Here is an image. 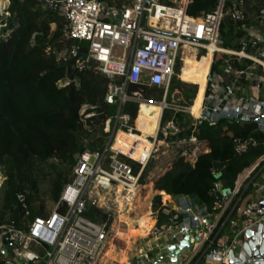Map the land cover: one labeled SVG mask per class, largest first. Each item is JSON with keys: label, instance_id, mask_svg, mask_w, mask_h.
Returning a JSON list of instances; mask_svg holds the SVG:
<instances>
[{"label": "built area", "instance_id": "built-area-1", "mask_svg": "<svg viewBox=\"0 0 264 264\" xmlns=\"http://www.w3.org/2000/svg\"><path fill=\"white\" fill-rule=\"evenodd\" d=\"M36 1L43 11L54 12L64 20L65 39L89 42L86 62L95 61V70L109 80L105 100L118 105L113 128L111 119L106 121L104 127V131L110 133L109 139L112 137L108 149L113 156L108 161V149L105 148L104 152L94 151L90 148L91 139L84 137V150L77 154L72 179L63 186L58 201L47 214H33L25 203V194L18 192L22 214L19 218L6 214L0 224V255L4 258V264H104L102 259L109 239L108 223L89 219L85 215L86 208L89 204L106 208L102 191H108L111 195L109 200H115L120 189L130 194L133 187L139 188L141 176L156 148L163 111L173 107L161 101L164 106L156 132L147 136L153 142L152 151L142 160L131 157L114 147L118 136L121 131L132 135H141L143 131L129 124L128 116L121 114V107L126 101L136 100L140 106L143 102L157 101H147L138 92L129 94L128 84L164 87L167 95L178 62L184 61L188 53L201 54L202 57L210 52L213 57L206 76L207 83L210 80L209 89L207 95L204 93L202 113L195 116L196 123L207 121L213 125L220 119L255 121L258 130L264 134V21L261 27L249 31L248 38L241 40L240 49H228L221 45L219 37L227 0H219L214 12L204 13L199 18L187 17L190 0H169L168 3L165 2L167 0ZM230 1L232 6L227 14L236 21L243 20L246 0ZM14 2L0 0V36L9 19H16L12 10ZM55 27L54 24L52 30ZM202 50L205 53H201ZM55 52L57 60L62 62L70 55H76L77 49ZM218 53L227 55L221 65L223 72H211ZM245 59L251 63L236 68L235 60L241 63ZM84 64L82 61L81 66ZM68 83L69 79L60 81L61 86ZM95 107L83 104L80 115L85 118L92 116L89 110ZM181 109L190 111V107ZM115 126L116 131L112 134ZM168 128H175L174 123L169 122ZM205 144L206 148L201 153L210 151L208 143ZM251 145H257L252 137L234 139L237 153L246 152ZM123 156L138 162V173L134 172V167L121 161L120 157ZM198 156L195 155L192 163ZM263 160L264 156L245 171L251 175ZM258 174L259 180L252 178L254 190L243 206L239 205V201H234L243 187L239 180L235 189L228 194L224 191L225 181L215 185L217 202L213 208L189 195H169L166 199L162 194V206L157 211L156 224L151 231L166 237L172 245H178L189 234L194 247L183 253L182 258L187 263L196 259L195 264H198L200 244V248L205 247L203 257L210 264H231L230 252L239 254L247 239L245 231L264 217V210L260 208V202L264 199V166ZM114 193L115 198L112 197ZM230 208L220 226L221 219ZM233 212L235 217L232 216ZM160 215L163 217L161 222ZM4 239L9 242V248L5 247Z\"/></svg>", "mask_w": 264, "mask_h": 264}, {"label": "trees", "instance_id": "trees-1", "mask_svg": "<svg viewBox=\"0 0 264 264\" xmlns=\"http://www.w3.org/2000/svg\"><path fill=\"white\" fill-rule=\"evenodd\" d=\"M246 0L243 8V20H234L227 11L231 8L230 0L224 6L226 12L220 24L219 37L221 45L228 49H240L241 40L248 38L249 29L258 27L263 21L261 12L264 10V0ZM219 0H190L187 14L199 18L202 14L214 12ZM16 19H9L8 25L2 29L0 36V166L6 174L4 189V210L10 209L12 203L17 207L12 217H21V206L16 204L17 192L31 191L32 199H36L40 189V179L44 176L38 170L37 164L51 158L60 157L66 161L81 151L83 138L91 139L90 148L104 152L109 141L110 133L104 131L106 121L115 122L118 105L109 104L105 97L108 93L109 80L101 72L96 71L95 61L86 62L89 42L63 37L64 20L50 11H43L36 0H15L12 6ZM256 12L258 21L251 14ZM56 25L52 30V26ZM260 27V26H259ZM37 33V34H36ZM36 37L33 40V36ZM77 49L76 55H70L66 61L59 62L55 51ZM225 54H216L212 71L221 70ZM85 62L81 66V62ZM251 61L245 59L235 66L243 67ZM182 64L178 62L176 75L172 78L166 101L171 100L174 91L180 90L188 101L185 106H192L193 99L197 100L199 90L197 84L182 81L179 78ZM69 79V83L61 86L60 81ZM245 84H248L244 81ZM250 85V84H249ZM192 86V91L185 87ZM141 91L146 99L162 101L165 95L164 87L128 84L127 92ZM96 106L90 109L92 116L85 118L80 115L83 104ZM135 101H126L121 107V114L129 115V124H141V128L155 123L152 119L142 124L140 120L147 119L146 106ZM158 108L152 109L153 111ZM153 116V115H152ZM173 122L175 128H168L167 140H189L197 138L206 141L209 152H203L195 163L184 160L179 155L172 168L154 182V189L162 191L166 199L169 195L177 197L189 195L210 208L217 202L215 185L225 181L224 191L234 190L239 175L251 168L264 156V134L258 130V124L252 122L231 121L220 119L216 124L207 121L196 123L186 111L166 108L163 111L161 124ZM163 137V133H160ZM252 137L256 146H250L246 152L235 151L234 139ZM161 140V139H160ZM130 155V154H129ZM107 160L112 159L113 153L106 151ZM127 162L133 165L138 173L140 165L131 159ZM264 166V160L256 167L250 178L259 180V171ZM37 167V168H36ZM147 169L141 176L145 183ZM248 182V181H247ZM246 185V184H245ZM254 190L253 183L241 187L234 201L243 205ZM223 196V194L221 195ZM153 209H161L162 196L157 195L152 200ZM32 209H34L32 207ZM43 212V206L39 208ZM223 216L220 226L225 221ZM33 214H37L32 210ZM5 211L0 214V224L5 219ZM85 215L98 223L111 225L112 218L105 209L89 204ZM235 217V213H232ZM163 219L160 215L159 222ZM148 234V233H147ZM5 247L10 246L4 239ZM198 264L204 262L198 254ZM196 259L191 262L195 264ZM0 264L4 258L0 255Z\"/></svg>", "mask_w": 264, "mask_h": 264}, {"label": "rangeland", "instance_id": "rangeland-1", "mask_svg": "<svg viewBox=\"0 0 264 264\" xmlns=\"http://www.w3.org/2000/svg\"><path fill=\"white\" fill-rule=\"evenodd\" d=\"M168 1L169 0L165 2L168 3ZM255 2H257V0L252 1L253 4H255ZM261 13L263 15V21H264V10ZM251 16L253 20L258 21L257 18L259 17V15L255 11L252 12ZM263 21L261 22V24L259 23L260 27L262 26ZM259 26L251 27L249 31L255 28H259ZM201 53H205V51L202 50ZM182 54L184 55L185 53ZM190 54L191 53H188L189 56L185 57V63L180 61V63L183 66L182 68L183 71L180 74V77L183 79V81L197 84V91L199 90L200 92L202 89L201 86L203 85V78H201L197 72L198 64L195 61V57L190 56ZM219 71L223 72L222 68ZM185 88L189 89L190 91L194 89L192 88V86H187ZM195 98L193 99V104L196 103ZM187 102L188 101L184 98V95L183 93L180 92V90L174 91L171 95V100L167 101V103L171 105L173 104L187 105L188 104ZM149 105L159 109L157 104H149ZM185 107H190V106H185ZM186 112H188L195 119V115H193V113H191L188 110ZM140 122L142 124H145L143 119ZM168 125L169 122H166L164 125L160 124L158 138H161L160 133H163L164 140L159 139L157 141L153 156L151 157V160L149 161L148 166L146 167L148 172L145 183L142 182L141 185L139 186L140 188L139 192L136 194L135 198H133L132 204L130 205V199H129V204L123 207L121 196L122 194H124V196L127 198L129 195L125 191H123L121 195L118 194L117 198H115L116 195L114 193L112 197H114L115 200H109L111 197L110 193H108V191H104V192L102 191V197L105 198L104 203L107 205L105 209L106 211H108V213H110V216L112 218V223L108 227L109 239L106 245V250L104 252V255L109 257V261L107 264H123L124 261L127 259L129 260V262H132L135 259L138 250L144 247L148 243V241H150V237L147 239H143L145 236L142 233H137L138 229L139 230L141 229V232L148 229V228H142L141 218L144 217L143 215H150L149 217L152 220H154V225H155L158 216L157 211L153 209L152 199H154V197L157 195H162V193L161 191L154 189V182L160 176L164 175L168 170L172 168L173 161L179 155L184 157L185 161L192 163V160L193 158H195V155L198 156L199 153H201V151H204L206 148L205 147L206 142L201 143L204 141L198 142V139H194V138L189 140L166 141V137L168 135L167 132ZM144 130L145 133L141 135L139 134L132 135L125 132L127 135L126 136L119 135L116 142L123 144L127 149H122V150L125 151V153H127L128 155L130 154V156L135 159L138 158L135 156V154L131 153L128 150V148H138L139 150L144 152L146 156H148L152 151L154 145L153 142H151L147 138V136L154 132L155 127L153 124H151L146 126ZM137 138H139V140ZM135 141L137 142L135 143ZM120 158L121 161L133 167L132 164H130L125 160L126 159L125 156ZM76 163H77V155L66 161L61 160L60 157H55L45 162L38 163L37 164L38 168L37 167L36 168L38 170H41V173L44 176L40 179L41 181L40 189L38 193L35 194L37 195L36 199L35 198L32 199L31 191L28 190L22 191L25 194L26 197L25 203L29 207V209L33 210L37 214H47L51 212L56 202L59 199L60 192L63 186L72 179L73 169ZM0 175H1L0 214L3 211H5V213L10 215L15 214L16 212L14 211V209H16L17 206L14 203H12V207L10 209L4 210V196H5L4 187L7 177L3 167L1 166H0ZM126 198L123 199V201H125ZM164 198H166L165 195ZM16 204H18L19 207L22 206L21 205L22 203L18 199H16ZM41 206H43V212L39 211V208ZM32 207L34 209H32ZM151 229L147 233H149ZM107 251H109L108 252L109 254L107 253Z\"/></svg>", "mask_w": 264, "mask_h": 264}, {"label": "crops", "instance_id": "crops-1", "mask_svg": "<svg viewBox=\"0 0 264 264\" xmlns=\"http://www.w3.org/2000/svg\"><path fill=\"white\" fill-rule=\"evenodd\" d=\"M200 55L195 54V53L190 54V56H194L197 59L200 58ZM187 56H189V55H187ZM182 62L185 63V60L182 61ZM182 68H183V66H182ZM182 71H183V69H181V73H182ZM179 78L183 81V79L180 77V75H179ZM67 80L68 79H64V82H66ZM188 83H190V82H188ZM134 92H138L139 95H141L144 99H146L143 96L141 91H134ZM146 100L150 101L149 99H146ZM133 101L138 102L136 100H133ZM162 101H165L167 103L166 95H164V99ZM138 103L140 104V102H138ZM147 103L148 102H145V103L143 102L142 103V105L146 106V110H145L146 111V115L147 114L152 115L154 112L158 111L159 109L153 111L152 109H154V107H152L149 104H159V103H161V101H157L155 103H153V102L152 103H148V104ZM172 106H173L172 109L179 110L176 107H180V109H181V105L173 104ZM140 108H141V106H140ZM140 108H139V112H140ZM123 115L128 116L127 120L129 121V118H130L129 115L128 114H123ZM137 119H136V122H135V124L133 126L136 127L137 129L141 130V128L139 127L140 123H139V125L137 124ZM149 135H151V134H149ZM159 139L164 140L163 137H161V138L157 137V141ZM249 173H250L249 171H244L242 173V175L241 174L239 175V179L238 180H239L240 185L247 187L251 183L252 178H250L251 175ZM167 195L169 196V194H167ZM243 205H244V203H243ZM143 216L144 217H149L150 215L149 216L148 215H143ZM153 225H154V221H153L152 226ZM152 226H151V228H152ZM149 237H150V241H148V243L144 246L145 248L142 247L141 249L138 250V253H137L135 259L132 262H129V260L127 259V260L124 261L123 264H136L138 261H140V264H191V262L187 263V261H185L182 257H180L178 261L174 260L175 258L172 255V251L170 250V247L172 246V244L169 243V241H168V239L166 237L161 236V235H155L152 231H150L147 235H145V237L143 239H147ZM204 248L205 247L200 248V244H198V254L200 253L201 258L204 255L203 254L204 253L203 252ZM108 252L109 251H107V253ZM102 260H103L104 264H107L108 261H109V257L103 255V259ZM198 261H199V259H198ZM201 264H210V263L208 261L204 260V262L201 263Z\"/></svg>", "mask_w": 264, "mask_h": 264}, {"label": "water", "instance_id": "water-1", "mask_svg": "<svg viewBox=\"0 0 264 264\" xmlns=\"http://www.w3.org/2000/svg\"><path fill=\"white\" fill-rule=\"evenodd\" d=\"M209 82L210 80H208L205 95H207L209 89ZM115 131L116 126L114 127L112 134H114ZM111 142L112 137L109 139L106 145V150L110 147ZM229 192V189L225 190V194H228ZM260 208L264 210V199L260 202ZM245 236L247 239L244 241L243 247L241 248L239 254L236 255L234 251L230 252L231 264H264V217L258 223L250 226L245 231ZM190 240V235L186 234L184 239L180 241L178 245H172L170 247L172 255L175 258L174 260L178 261L179 258L183 256L184 251L194 247ZM3 252L5 253L6 250L4 249ZM136 264H140V261H138Z\"/></svg>", "mask_w": 264, "mask_h": 264}, {"label": "bare ground", "instance_id": "bare-ground-1", "mask_svg": "<svg viewBox=\"0 0 264 264\" xmlns=\"http://www.w3.org/2000/svg\"><path fill=\"white\" fill-rule=\"evenodd\" d=\"M186 15L187 17H190L188 16L187 14V10H186ZM190 18H193V17H190ZM212 53H207V54H204L202 57L200 58H195V61L197 62L198 64V69H197V72L199 74V76L201 78H203V85L201 86V91L199 93V96H198V99L196 100V103L193 104V106L190 107V111L191 113H193V115L195 116H198L202 113V103H203V99H204V93H205V89H206V83H207V74L210 70V67H211V63H212ZM187 61V60H186ZM158 107H159V110L154 112L152 115L150 114H147V118L152 121V119L155 120V123L154 122H151L154 127H155V130L153 133L156 132V129L158 127V123H159V119H160V115H161V112H162V108L164 106V103H160V104H157ZM148 119H143V121L145 122L146 120ZM140 127V125H139ZM141 128V127H140ZM145 129V128H144ZM143 128H141V130L143 131V133H145V130ZM120 136H126L127 134L123 131L120 132L119 134ZM139 140V138H137ZM141 140V139H140ZM115 148L117 149H127L123 144H120L119 142H116L115 145H114ZM128 150L135 154V156L139 159V160H142L146 155L144 152H142L141 150H139L138 148H128ZM139 189L140 188H137V187H133V191L130 192V194L128 195V197L126 198L124 196L123 191L120 189L119 191V194L121 195L122 194V203H123V207H125L127 204H129V199H130V205L132 204L133 202V198H135L136 194L139 192ZM125 201H123V199H125ZM120 203V202H119ZM149 216V215H148ZM153 221L150 217H142L141 218V222H142V228H148L147 230L141 232V229L137 230V233H142L144 236L147 234L148 230H150L152 224H153Z\"/></svg>", "mask_w": 264, "mask_h": 264}]
</instances>
